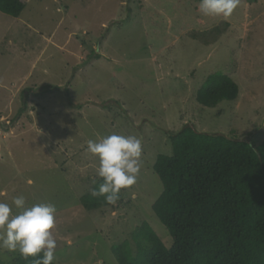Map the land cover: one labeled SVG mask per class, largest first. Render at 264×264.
I'll return each instance as SVG.
<instances>
[{"label":"rangeland","instance_id":"1","mask_svg":"<svg viewBox=\"0 0 264 264\" xmlns=\"http://www.w3.org/2000/svg\"><path fill=\"white\" fill-rule=\"evenodd\" d=\"M24 2L18 17L0 11V201L56 206L53 264H118L112 245L135 254L144 222L169 247L151 205L170 133L264 141V0H240L227 21L190 0ZM214 73L238 96L203 106L197 90ZM111 134L142 140L140 174L116 205L87 209L100 181L87 141ZM19 256L0 249V264Z\"/></svg>","mask_w":264,"mask_h":264},{"label":"trees","instance_id":"2","mask_svg":"<svg viewBox=\"0 0 264 264\" xmlns=\"http://www.w3.org/2000/svg\"><path fill=\"white\" fill-rule=\"evenodd\" d=\"M24 7V0H0V11L13 17ZM237 87L227 74L214 73L196 100L203 106L234 100ZM169 138L171 154H158L152 166L162 191L151 208L172 243L166 246L144 222L132 233L135 254L126 242L112 245L118 264H264V141L199 132L189 124ZM81 202L87 209L107 205L90 194ZM14 264L33 260L19 256Z\"/></svg>","mask_w":264,"mask_h":264},{"label":"clouds","instance_id":"3","mask_svg":"<svg viewBox=\"0 0 264 264\" xmlns=\"http://www.w3.org/2000/svg\"><path fill=\"white\" fill-rule=\"evenodd\" d=\"M239 3L240 0H200L198 10L203 16L227 21ZM86 152L97 159L96 175L100 178L90 195L103 197L107 205H116L121 190L137 182L142 140L134 135L111 134L89 139ZM56 211L51 202L28 205L22 195L13 197L11 203L0 201V249L32 259L33 264H53Z\"/></svg>","mask_w":264,"mask_h":264}]
</instances>
